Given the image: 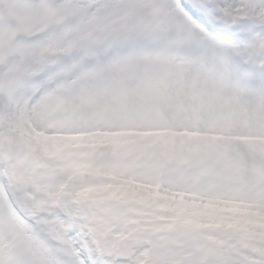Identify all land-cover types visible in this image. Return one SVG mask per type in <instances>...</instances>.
Here are the masks:
<instances>
[{
    "label": "snow or ice",
    "instance_id": "1",
    "mask_svg": "<svg viewBox=\"0 0 264 264\" xmlns=\"http://www.w3.org/2000/svg\"><path fill=\"white\" fill-rule=\"evenodd\" d=\"M0 264H264V0H0Z\"/></svg>",
    "mask_w": 264,
    "mask_h": 264
}]
</instances>
